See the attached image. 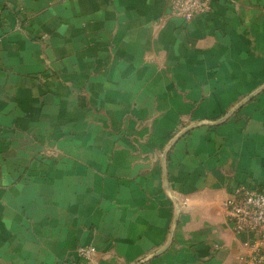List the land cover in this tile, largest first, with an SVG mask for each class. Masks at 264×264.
Segmentation results:
<instances>
[{"label": "crops", "instance_id": "0c3cea01", "mask_svg": "<svg viewBox=\"0 0 264 264\" xmlns=\"http://www.w3.org/2000/svg\"><path fill=\"white\" fill-rule=\"evenodd\" d=\"M241 185L264 190V0L191 22L166 0H0V264L86 245L237 264Z\"/></svg>", "mask_w": 264, "mask_h": 264}, {"label": "built area", "instance_id": "2783aa9c", "mask_svg": "<svg viewBox=\"0 0 264 264\" xmlns=\"http://www.w3.org/2000/svg\"><path fill=\"white\" fill-rule=\"evenodd\" d=\"M213 0H166L172 11L191 22L210 10ZM224 207L237 235L244 237L248 254L239 257L237 264H264V190L248 185L236 187ZM94 245L79 248L77 258L61 264H95Z\"/></svg>", "mask_w": 264, "mask_h": 264}, {"label": "water", "instance_id": "95a60500", "mask_svg": "<svg viewBox=\"0 0 264 264\" xmlns=\"http://www.w3.org/2000/svg\"><path fill=\"white\" fill-rule=\"evenodd\" d=\"M258 92H256V93H253L250 97H248L245 101H243L242 103H240L237 107H235V109H234V111L235 110H237L238 108H240L245 102H247V101H249L250 99H252L256 94H257ZM233 112V111H232ZM229 116V115H228ZM227 116V117H228ZM227 117H225L224 119H222L221 121H223V120H225ZM201 124H206V123H198V125H201ZM169 150V149H168ZM166 155H167V153L164 155V160H165V162H166ZM176 215L177 216H179L180 215V207L179 206H177V210H176ZM146 260H142V261H140V263H144ZM139 263V264H140Z\"/></svg>", "mask_w": 264, "mask_h": 264}]
</instances>
